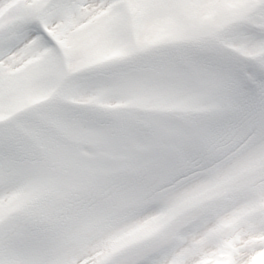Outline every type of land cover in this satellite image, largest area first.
<instances>
[{"label":"snow or ice","instance_id":"snow-or-ice-1","mask_svg":"<svg viewBox=\"0 0 264 264\" xmlns=\"http://www.w3.org/2000/svg\"><path fill=\"white\" fill-rule=\"evenodd\" d=\"M0 264H264V0H0Z\"/></svg>","mask_w":264,"mask_h":264}]
</instances>
